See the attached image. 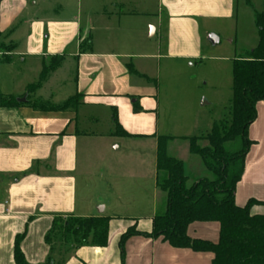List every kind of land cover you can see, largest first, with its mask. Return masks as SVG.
<instances>
[{
	"label": "crops",
	"instance_id": "crops-1",
	"mask_svg": "<svg viewBox=\"0 0 264 264\" xmlns=\"http://www.w3.org/2000/svg\"><path fill=\"white\" fill-rule=\"evenodd\" d=\"M263 11L264 0H0V94L16 104L0 106V264H15L14 239L23 233L26 262L42 264L44 236L58 216L109 218L107 245L80 247L64 264H212L211 253L160 237L130 236L122 252L119 240L133 226L149 233L164 208L157 138L194 137L193 128L173 134L159 125L161 70L201 61L210 36L224 29L233 30L241 52L251 51L254 16ZM73 97V108L56 109ZM113 116L130 137L115 134ZM247 137L234 203L260 202L250 213L264 216V101ZM190 156L186 150L179 160ZM186 233L216 243L219 224L194 222Z\"/></svg>",
	"mask_w": 264,
	"mask_h": 264
},
{
	"label": "trees",
	"instance_id": "trees-1",
	"mask_svg": "<svg viewBox=\"0 0 264 264\" xmlns=\"http://www.w3.org/2000/svg\"><path fill=\"white\" fill-rule=\"evenodd\" d=\"M258 43L254 49L232 60L231 99L227 119L213 122L205 135L183 138L188 142L189 154L199 160L201 175L194 181L184 171L183 162L168 153V146L176 140L160 136L156 144V187L165 195L164 208L151 220L149 233L128 228L120 237L122 252L125 240L133 235L162 238L174 248H188L195 252H209L212 264H264V216L252 215L255 204L249 200L243 207L234 203V192L244 169V157L251 145L248 127L256 118V105L264 101V11L254 16ZM43 68L40 80L49 69ZM36 85L28 88L33 89ZM77 97L56 109L73 108ZM16 105L11 98L0 94V106ZM38 109H45L38 107ZM132 111H141L136 104ZM115 134L130 137L118 125ZM194 222H216L219 237L216 243L188 237V225ZM109 218L105 216L78 218L54 217L44 236L48 254L42 264H64L78 248L105 247L108 242ZM24 233L17 235L13 245L15 264H28L21 252Z\"/></svg>",
	"mask_w": 264,
	"mask_h": 264
},
{
	"label": "rangeland",
	"instance_id": "rangeland-1",
	"mask_svg": "<svg viewBox=\"0 0 264 264\" xmlns=\"http://www.w3.org/2000/svg\"><path fill=\"white\" fill-rule=\"evenodd\" d=\"M254 6L257 10L256 4ZM248 25L247 14L241 19V36L246 34L245 27ZM217 37V43H209L204 47L201 61L188 62L169 72L161 70L158 75L157 102L162 129L170 128L171 133L181 134L193 128L191 136H200L210 131L213 122L227 119L231 99L232 60L245 53L241 52L243 46L237 43L233 30L224 29ZM169 122L173 123L168 125ZM186 150L188 142L180 139L168 146V153L177 159L185 158ZM183 162L184 171L191 181L202 174L200 162L195 157L190 156L189 160Z\"/></svg>",
	"mask_w": 264,
	"mask_h": 264
},
{
	"label": "water",
	"instance_id": "water-1",
	"mask_svg": "<svg viewBox=\"0 0 264 264\" xmlns=\"http://www.w3.org/2000/svg\"><path fill=\"white\" fill-rule=\"evenodd\" d=\"M210 41H211L212 43H217L218 40H217L216 37H214V36H210ZM21 101H24V98H22ZM97 212H98L99 214H102V213H103V207H102V206L98 207V208H97Z\"/></svg>",
	"mask_w": 264,
	"mask_h": 264
}]
</instances>
